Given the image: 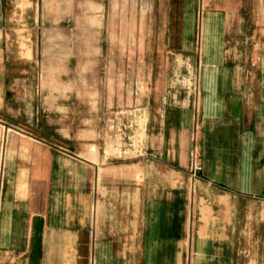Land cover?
Masks as SVG:
<instances>
[{"label": "crops", "instance_id": "obj_1", "mask_svg": "<svg viewBox=\"0 0 264 264\" xmlns=\"http://www.w3.org/2000/svg\"><path fill=\"white\" fill-rule=\"evenodd\" d=\"M49 5L0 0V264H264V52L244 64L210 13L186 103L144 117L121 162L93 145L88 158L36 124Z\"/></svg>", "mask_w": 264, "mask_h": 264}, {"label": "rangeland", "instance_id": "obj_2", "mask_svg": "<svg viewBox=\"0 0 264 264\" xmlns=\"http://www.w3.org/2000/svg\"><path fill=\"white\" fill-rule=\"evenodd\" d=\"M49 1L50 27L37 37L49 85L35 95L38 135L88 158L93 145L96 155L116 150L121 162L122 151L138 149L144 117L186 103L210 13L228 16V40L241 42L244 64L264 52V0Z\"/></svg>", "mask_w": 264, "mask_h": 264}, {"label": "built area", "instance_id": "obj_3", "mask_svg": "<svg viewBox=\"0 0 264 264\" xmlns=\"http://www.w3.org/2000/svg\"><path fill=\"white\" fill-rule=\"evenodd\" d=\"M202 170L201 160L196 151L191 153L190 159V177L192 180L199 177L200 172Z\"/></svg>", "mask_w": 264, "mask_h": 264}]
</instances>
